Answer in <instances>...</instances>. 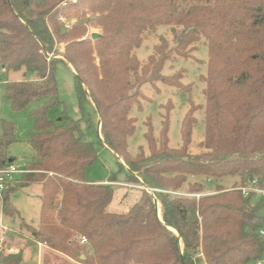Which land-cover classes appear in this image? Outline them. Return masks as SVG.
<instances>
[{
    "label": "trees",
    "instance_id": "obj_1",
    "mask_svg": "<svg viewBox=\"0 0 264 264\" xmlns=\"http://www.w3.org/2000/svg\"><path fill=\"white\" fill-rule=\"evenodd\" d=\"M70 13L82 22L62 30L58 18ZM87 26L99 31L93 41L83 39ZM159 27L170 28L173 46L160 37L142 65L133 51ZM201 39L207 48L202 152L188 154L197 123L193 107L181 121L179 149L168 148L167 117L157 138L152 128L144 134L149 154L140 147L132 155L130 113L140 107V88L160 82L189 93L179 72H161L172 55L187 58ZM58 44L64 46L61 58ZM59 63L72 67L77 100L93 106L101 122L98 139L128 167L125 171L117 160L118 174L124 171L127 182L139 184L133 175L150 189H177L188 177H204L209 185L226 177L239 182L228 189L217 186L214 194L198 200L156 192L161 220L144 190L126 213L108 212L114 187L85 181L97 155L78 135L79 121L67 116L58 100ZM0 65L6 74L23 71L22 80L5 84L4 97L13 111L39 102L30 111L28 142L34 155L26 173L0 195L1 212L12 217L15 185L40 187V225L29 231L33 241L78 264H200V249L206 264H264L259 236L264 210H258L264 201L254 197L259 201L253 206L252 197L237 190L253 179L264 185V0H0ZM0 123L2 170L11 164L8 148L16 140L13 126ZM116 175L108 182H116ZM203 188L196 183L188 193ZM76 236L86 246L76 243ZM22 263L21 251L0 254V264ZM44 263L51 264L49 259Z\"/></svg>",
    "mask_w": 264,
    "mask_h": 264
},
{
    "label": "rangeland",
    "instance_id": "obj_2",
    "mask_svg": "<svg viewBox=\"0 0 264 264\" xmlns=\"http://www.w3.org/2000/svg\"><path fill=\"white\" fill-rule=\"evenodd\" d=\"M73 14L74 13H70L69 16H62L58 18L59 23L63 26L62 30H68L75 23L82 22L81 19L79 20L76 16H73ZM98 33L99 31L97 29L87 26L83 39L87 38L93 41V39H91V35H98ZM160 37H163L168 42L169 47L173 46L172 34L170 28L168 27H159L154 32L145 34L141 47L133 51V55H135L142 65L146 63L149 56L153 55L154 47L160 44ZM194 48V51L188 53L187 58H180L176 55H172L171 58L164 64L161 72L164 76H171L174 73L179 72L182 75L181 83L183 86L190 87L189 93H182L174 88L167 87L160 82H155L153 85L146 84L140 88L141 95L138 99L140 107L137 109V107L134 106L130 113L131 118H133L135 122V132L128 139V150L132 155H136L140 147L143 149L145 156L149 154L144 140V134L149 128H152L153 135L157 138L162 127V122L167 117V121L169 123V130L167 134L168 148L176 150L179 149L181 146L179 132L180 124L185 114L193 107L198 108L197 111L194 112V118L197 123L192 130L191 144L188 148V154L194 156L202 152L199 144L202 142L204 135L203 120L205 99L203 96V90L205 88L204 78L206 76L207 48L203 39H201L199 43L195 44ZM63 50L64 46L58 44L57 58H61L60 54H62ZM68 67L70 70L72 69L71 66ZM70 70L62 63L57 65V97L59 102L64 105L66 115L73 120L79 121L78 135L81 137L82 141L93 145L97 155L96 161L85 171V181L91 184H100L101 182L106 181L104 184H109L114 187L113 200L107 207L108 212L126 213L129 207L138 200L141 195L140 192L144 190L153 197V203L156 208V216L159 220H161L160 204L154 195L156 192H159V190L175 193L176 195H169L176 198H195L198 200L200 197L214 194L217 186H221L223 189H228L232 187L233 184L239 182L238 177H226L222 180L213 181V183L209 185V183L205 181L204 177H188L186 182L181 184L180 188L177 189H173L171 187H163L160 189L147 188L142 184V180L138 175H133V177L139 184L127 182L124 171L118 174V161L125 171L128 170V167L122 163L120 158L117 156L115 157V155L99 141L97 136V126L99 124L100 134V119L97 117L90 102L87 100H84L81 103L78 102L74 90L75 78ZM22 74L23 71L9 74L2 73L0 65V122L3 121L10 123L14 128V137L16 141L8 148V155L14 160L11 164L19 169L25 168L26 163L34 155V152L28 142L30 134L33 132V119L30 117V111L39 105V102H33L24 110L15 112L11 109L10 103L5 99V84L8 81L22 80ZM52 115L56 116L58 114L54 113ZM1 131L2 128L0 123V135ZM112 174H117L115 176L117 179L114 183L108 182ZM196 183H201L204 186L203 190L197 194H189V189H191ZM13 190L18 192L20 190L19 184H16ZM39 193L41 194V191L40 187L37 185L23 188L19 191L16 197H11L10 199V207L16 212V215L14 214L13 216L14 218H2L0 214V235H3L0 237V239H2L1 245L3 247L0 254H13L18 252H15L16 250L9 251L7 244L10 239H6L8 234L14 231L17 227H19V231L23 236L28 237L30 228H39L40 201L37 200ZM258 201V198H251L253 206L257 205ZM258 210L263 213L264 209L263 207L258 206ZM22 222L28 227L24 228L19 226ZM168 229L178 236L176 230L170 227H168ZM14 235L15 234L12 232L11 236ZM4 237L6 238L3 239ZM81 239L82 238L78 236L73 238V240L79 245L86 246V243H81ZM178 243L180 252L182 253L183 245L181 244L180 239H178ZM86 252L88 255L91 254L89 248H87ZM198 253V257L202 259L200 264H206L203 259L201 249L198 250ZM35 257L36 256L32 254L31 251L30 255L26 252L24 256V263L35 264ZM79 258L80 260H83V254ZM45 259H49L51 264H59L63 262L78 264L67 258L65 255L49 250L48 248L41 253V264H45Z\"/></svg>",
    "mask_w": 264,
    "mask_h": 264
},
{
    "label": "built area",
    "instance_id": "obj_3",
    "mask_svg": "<svg viewBox=\"0 0 264 264\" xmlns=\"http://www.w3.org/2000/svg\"><path fill=\"white\" fill-rule=\"evenodd\" d=\"M24 173H26L24 169H19L13 164H9L6 168L0 170V195L7 188V185L15 182ZM237 190L240 191V193L244 198L260 197L264 201V185H260L257 179L249 180L243 183L237 188ZM159 192L176 195L175 193L168 191H159ZM259 236L264 240V229H261L259 231ZM81 243H85L84 238L81 239ZM1 244H2V239H0V251L3 248Z\"/></svg>",
    "mask_w": 264,
    "mask_h": 264
},
{
    "label": "crops",
    "instance_id": "obj_4",
    "mask_svg": "<svg viewBox=\"0 0 264 264\" xmlns=\"http://www.w3.org/2000/svg\"><path fill=\"white\" fill-rule=\"evenodd\" d=\"M12 162L14 161L13 159H11ZM24 169V168H23ZM106 181H103L101 182L100 184H104ZM88 184H91L89 182H87ZM29 187H32V186H29ZM28 188V187H26ZM23 189V188H22ZM22 189H20L19 191H21ZM18 192H15L11 197L14 198L17 196V194L19 193ZM40 194V193H39ZM38 194L37 196V200H39V197L40 195ZM11 199V198H10ZM40 201V200H39ZM10 203V202H9ZM1 214V217L2 218H9V219H13L14 217H10V216H6L4 215L2 212L0 213ZM18 214V213H17ZM15 215H16V212H15ZM15 217H18V216H15ZM21 224V223H20ZM19 224V226H20ZM3 229H6V228H3ZM15 234L14 236H11V234ZM10 234H8L7 238L4 237L3 239H10L9 240V243L10 245L7 244V248L9 249V251H14L16 250L15 252L17 251H21L22 252V259H23V264H25V260H24V256H25V253L27 252V254L30 255V251L32 254H34L36 257H35V261L36 263L35 264H41L40 262V259H41V253L46 249V247H44L43 245L41 244H38L36 242H34L31 238H29L28 236H23L21 234V232L19 231V227H17L14 231H12ZM17 235V236H16ZM22 235V236H20ZM3 235H0V237H2ZM8 251V250H7Z\"/></svg>",
    "mask_w": 264,
    "mask_h": 264
},
{
    "label": "water",
    "instance_id": "obj_5",
    "mask_svg": "<svg viewBox=\"0 0 264 264\" xmlns=\"http://www.w3.org/2000/svg\"><path fill=\"white\" fill-rule=\"evenodd\" d=\"M97 36H98L97 34H92V35H91V39L94 40L95 38H97ZM97 135H98V137L100 138V134H99V124H98V126H97ZM100 140H101V138H100ZM9 163H12V160H10Z\"/></svg>",
    "mask_w": 264,
    "mask_h": 264
}]
</instances>
